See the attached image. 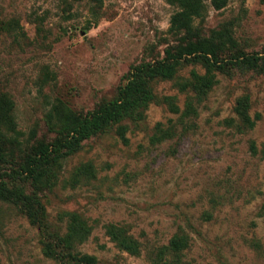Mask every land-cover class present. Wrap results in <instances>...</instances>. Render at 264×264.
<instances>
[{
  "label": "rangeland",
  "instance_id": "374dc122",
  "mask_svg": "<svg viewBox=\"0 0 264 264\" xmlns=\"http://www.w3.org/2000/svg\"><path fill=\"white\" fill-rule=\"evenodd\" d=\"M194 1L201 17L192 26L207 34L228 24L246 52L260 50L264 0H225L219 9ZM178 10L169 0H0V101L7 102L0 170L51 137L53 107L85 114L114 96L131 66L161 58ZM191 69L202 73L187 66L178 77ZM216 81L200 96L179 91L177 80L156 82L157 103L141 121L123 122L127 144L113 133L83 142L39 193L49 225L63 232L65 214L80 216L91 231L77 250L97 264H154L149 251L178 232L189 239L188 264H264V76ZM242 97L250 127L234 113ZM107 224L136 239L140 255L117 250ZM0 264H55L42 255L36 229L1 200Z\"/></svg>",
  "mask_w": 264,
  "mask_h": 264
},
{
  "label": "trees",
  "instance_id": "16d2710c",
  "mask_svg": "<svg viewBox=\"0 0 264 264\" xmlns=\"http://www.w3.org/2000/svg\"><path fill=\"white\" fill-rule=\"evenodd\" d=\"M224 2L211 0L215 9L221 8ZM169 3L176 4L179 10L169 20L167 32L172 44L165 46L161 58L131 66L125 83L117 87L114 96L85 114L53 107L46 115L51 137L34 140L15 161L9 160L11 165L7 172L0 170V200L15 206L28 224L36 229L42 255L55 264H97L95 257L77 250L91 231L83 219L77 214H65L66 225L61 232L49 225L39 197L44 189H50L62 161L78 152L83 142L113 133L127 144L123 122L141 121L145 108L157 103L158 98L153 92L156 82L177 80L179 91L200 96L212 89L218 74L227 78L236 73L264 76V44L258 52H246L234 39L228 24L203 34L191 24L192 17H201L194 0H169ZM187 66H198L202 73L191 69L186 78L180 79L178 72ZM161 101L171 111L177 112L170 97H162ZM247 102V97L239 98L234 113L241 123L250 127L252 122L247 115ZM6 109L7 102L2 99L1 118L5 117ZM192 111L189 106L186 112ZM158 128L159 124H156V131H160ZM164 135L162 132L153 141L163 140L166 138ZM261 155L264 157V151ZM103 229L117 250L133 257L140 255L141 244L121 226L107 224ZM188 246L187 235L178 232L165 245L151 249L150 259L154 264H188L184 260Z\"/></svg>",
  "mask_w": 264,
  "mask_h": 264
}]
</instances>
